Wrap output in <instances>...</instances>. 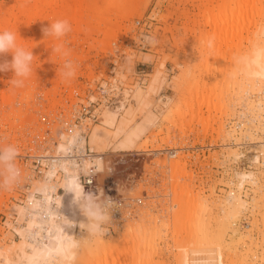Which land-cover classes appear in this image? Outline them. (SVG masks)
Returning a JSON list of instances; mask_svg holds the SVG:
<instances>
[{
	"label": "rangeland",
	"instance_id": "374dc122",
	"mask_svg": "<svg viewBox=\"0 0 264 264\" xmlns=\"http://www.w3.org/2000/svg\"><path fill=\"white\" fill-rule=\"evenodd\" d=\"M36 1L0 0V31H12L11 26L19 23L20 28L33 30L29 39L42 38L32 52L33 76L20 89L27 93L26 99L9 85L13 72H0V147L18 148L16 163L22 173L18 185L0 190V249L21 241L13 231L21 225L16 223V207L25 205L36 182L46 178V174L43 180L31 176L25 157L57 154L56 145L63 136L80 133L79 127L88 128V141L106 109L116 110L118 121L111 129L112 145H101L103 171L97 170L94 188L86 193L97 204L112 201L106 209L109 219L103 237L110 246L106 251L79 248L77 264H179L183 247L199 251L213 247V234L221 228L205 224L201 217L213 222L222 214L230 190L240 191L236 175L243 171L256 174L258 190L249 182L240 187L249 205L240 212L236 228L240 233L250 231L254 241L260 242L264 145L251 142L264 143V104L262 112L250 113L245 100L264 102V91L258 95L250 91V95L247 89L245 93L241 78L264 39L259 31H251L258 17L238 25L231 22L238 11L248 10L254 16L258 7L264 10V0H54L47 4L44 14L50 18L42 23L41 32L34 27L37 19L28 23L29 18L21 15L25 6L34 11ZM216 18L227 19L229 25L220 28L213 22ZM59 19L70 23L71 32L60 41L44 37L43 29ZM109 29L113 33L105 32ZM61 42L77 65L71 87L61 81L58 69L63 61L51 49ZM10 56L0 55V63L10 62ZM138 91L142 93L139 101ZM7 95L17 97L13 105H2ZM18 110L25 124L10 128L9 118L17 119L12 113ZM94 110L99 119L90 122L87 118ZM120 143L127 148H118ZM84 147L90 150L88 144ZM174 162L178 170L172 169ZM253 197L259 200L254 208ZM206 225L215 233L206 236ZM230 236L224 228V244L231 242ZM248 244L233 249L223 264H263L251 259L261 256L260 247L249 256Z\"/></svg>",
	"mask_w": 264,
	"mask_h": 264
},
{
	"label": "bare ground",
	"instance_id": "6f19581e",
	"mask_svg": "<svg viewBox=\"0 0 264 264\" xmlns=\"http://www.w3.org/2000/svg\"><path fill=\"white\" fill-rule=\"evenodd\" d=\"M51 1L52 3L54 2V0H45V1L41 0V3H39L40 0H38L39 5L36 1V7H35L36 9L32 12L31 10H29L30 9L29 7L27 8V6H25L22 10L21 15L29 18L28 23L32 21L35 22V20L37 19L39 21V24H36L34 27H36V30L41 32L42 23L47 21L50 18L49 16L45 15L44 12L47 7V4H49ZM74 4L76 5V1H74ZM257 10L258 12H256L255 13L256 15L254 16H252V13L249 12L248 10H246L245 12L238 11V13H236L237 16L234 13V17L232 18L231 25H234V23L235 25H238V24L243 23L246 19L250 20L251 18L258 17V21L255 22L254 29H252L251 31L260 32L261 28L264 27V10L262 9V7H258ZM71 17H72V20H75L76 18V16L73 14L71 15ZM236 17H238L237 20L235 19ZM213 22H218L220 24V28H222L223 26L229 25V22L225 18H219V19L216 18L213 20ZM18 24L19 23H16L15 25L11 26L12 31L16 33L18 45L21 46L25 44V47H27L28 50H31L33 52L34 49L39 46L38 44L42 41V38L41 40H39V38L38 39L35 38L36 34L34 33L35 37L29 39L28 35L31 29L29 30L25 28H20L19 27L20 24L19 25ZM21 26L23 27V25ZM32 29H35V28L32 27ZM31 31L33 33V30ZM107 31L110 34L113 33L112 29L106 30L105 32ZM233 31H236L237 33V32H241L242 29L240 30L233 29ZM36 33L38 34V32ZM9 58H11L10 60H12V54ZM3 73L7 74V71H3ZM31 76H33V74ZM30 77L25 81V84L29 82ZM242 80H243L242 90L245 91V93H247V91L249 90L248 93L250 91L251 93L257 92L256 95H258L259 91L261 92L264 91V46L259 51L258 56L255 57L253 60H251L248 63V65L245 67L244 73L241 78V81ZM69 85L71 87V84ZM24 88L25 87H23V89ZM20 89H18L19 93H21ZM74 90L75 89L73 87V90L71 91H74ZM16 93H14V95H16ZM23 93L21 94L25 96H22V95L21 96L23 97V99H26L25 97L27 93L26 94H23ZM251 93L249 94L251 95ZM249 94H245V95H249ZM14 95L13 96L11 95L3 96L2 105H5V106L7 105L9 106L11 104L13 105V103L16 101L15 99L17 98V97L15 98ZM136 96H137V101H139L142 98L141 97L142 93L138 91ZM262 98L264 100V96H262ZM249 100L250 99H248V101L245 100V102L250 107V108L248 107L249 110H251L250 113L252 111L255 113L256 111H259V113L262 112L260 107L262 106L261 104H264V102H261V99L256 104H254V101H249ZM72 102L74 103V101H71V104H73ZM259 113L257 112L256 117L259 116ZM14 115H16V118L18 119L19 123L17 122L18 123L17 124L16 123L17 119H14V117H11L9 119L10 120L12 119L11 120L12 122L9 121L10 126L9 125L8 126L10 128L12 127L14 128L15 125L16 127L23 126L25 124V121L22 120L21 110H18L17 114L12 113V116ZM118 115L119 114L118 112H116V110L106 109L103 112L100 125H97L92 130V132L89 135L88 141H85L83 138H81L79 136V132L77 131H73L74 134L73 132H71L72 134L68 133V136L62 135L63 138L61 139L59 144L56 145V149H57L56 152L58 155L59 164H55L51 166V170L46 173V178L44 179L45 181L36 182L38 184H36V186L34 187V191L29 192L30 194L27 196V202L25 205H18V206L16 205L17 206L15 210L16 215H17L16 223L19 222L21 223V225L20 226L18 225V227L14 228L13 231L15 230L19 234L21 241H19L18 244H16L15 246L11 248H6L4 246L5 248L3 247L0 249V264H61V257L59 253L62 250V247L64 246L66 241L69 240L70 238L79 241L82 249L84 248V249H87L88 251L91 250L93 247L94 248L97 247L98 250L100 251H106L107 249H109L110 242L108 240H104L102 238L99 241L95 239L92 241L91 237H88V234H86L87 231L86 229H84L83 225L87 223V217L84 215L80 207V203L77 202L76 199L83 200L89 197L83 185L80 182V175L82 173L89 174L91 172L92 166H95L96 168L95 170L101 171L102 169L103 171V166H102L103 162L100 159L101 158L100 153L103 152V150L101 149V145L103 143H106V147H110L112 145L110 141L111 133H112L111 129L116 127L117 121H118ZM184 126L185 125H182V127ZM250 128L255 129L253 126H251ZM250 135L252 136V134ZM128 142L131 143L132 140L129 138ZM3 144H6V141L3 140ZM85 144H88L90 148L89 151H92L95 154L94 155L92 154V156L90 157L83 156L81 157L80 161H77V159L73 157L72 153H74L76 150L79 153H81L79 154V156H82L83 148ZM256 144L264 145V143L261 142L260 140L251 142L252 146ZM118 148L124 150L125 148H127V146L124 143H120V145H118ZM263 155H264V152H263ZM237 157L238 155H235V158ZM254 160H257V156H255ZM171 167L172 169H177V170L179 169L178 164L175 162L173 163V166ZM98 171L96 173H98ZM190 175L188 176V178L190 179L191 177V179H193L192 176ZM236 176H238V178L236 179H239V182L237 181V183H239L238 189L241 192H242V188L240 187L241 186L243 187L244 182L245 183L249 182L257 189L258 179H257L256 174L253 171L239 172L238 175ZM249 183H246V184H249ZM231 187L232 185L229 188ZM240 191L235 193V191L231 192L230 190L226 198L227 199L226 204L224 205V208L221 209L222 214L219 215L218 218L214 219L213 222L212 221L210 222L206 218L201 217L205 224L214 223L215 226H220L221 229L215 233L214 231H212L213 229H211L209 225L208 226L206 225L207 227H209L207 229L208 232L206 236H210V234L215 233L213 234L216 236L215 245L213 247L207 246L208 249L203 250V251L183 247L181 250V254H180L179 264H223L224 259H227L228 257L233 255V251L235 250V248H238V246H244L245 243L247 242L249 243L247 246L248 248L246 250L247 254L249 256L252 255L253 248L257 249L259 246L260 247L259 249H261L262 252L260 253L261 256H258V255L257 256L260 257V259L256 255H252L251 259H253V261H261L264 264V235L261 237L262 238L261 241L258 242L259 240L254 241L253 236H251L250 234V231L247 233H240L241 231H239V229L236 228L237 227L236 225H238L236 223H237L238 217H240L239 216L240 212H242L243 209L245 210V207L248 204L246 200H244L241 197ZM256 200L257 199H255V197L251 199L252 204H254V205L251 204L252 208H254L253 206H256L255 204H258L259 200L258 201ZM248 227L250 226L248 225ZM224 228L226 230H229L232 235L230 236L231 242L229 244H224V237H223ZM256 228L258 227L256 226ZM206 236H205V239L207 241L208 237ZM87 242H91V243L84 244ZM206 243L208 245L211 244L209 242H206ZM85 245L90 246L91 248L86 247ZM10 252L11 253L14 252L13 253V255L15 254L14 259L11 258L12 256ZM253 253H257V252L253 251ZM76 261H75L76 264L79 263L78 262L79 258ZM119 264H121V262H119Z\"/></svg>",
	"mask_w": 264,
	"mask_h": 264
},
{
	"label": "clouds",
	"instance_id": "9594fccd",
	"mask_svg": "<svg viewBox=\"0 0 264 264\" xmlns=\"http://www.w3.org/2000/svg\"><path fill=\"white\" fill-rule=\"evenodd\" d=\"M72 28L67 20H56L49 27L43 29L44 37H51L60 41ZM259 36L264 37V27L261 28ZM52 53L57 54L63 61L59 66V75L63 83H71L76 77L77 65L69 57V51L64 43H57L52 48ZM11 53L10 62L0 63V72L11 70L13 77L9 81L12 89H20L25 86V81L33 74V60L35 56L31 50H26L18 45L16 33L11 30L0 31V55ZM190 74V71H189ZM19 150L14 145L0 147V190H11L21 181V169L17 165ZM87 217V223L83 225L88 237L99 241L106 234L104 225L109 219L107 206L112 201L109 199L106 205L97 204L91 197L76 199ZM81 247L80 242L75 239L66 241L59 255L61 264H75L77 252Z\"/></svg>",
	"mask_w": 264,
	"mask_h": 264
},
{
	"label": "built area",
	"instance_id": "2783aa9c",
	"mask_svg": "<svg viewBox=\"0 0 264 264\" xmlns=\"http://www.w3.org/2000/svg\"><path fill=\"white\" fill-rule=\"evenodd\" d=\"M87 119L90 122H96L99 119L98 111L95 112V110H94L90 114V117ZM74 127L78 128L77 126H74ZM71 128L72 127L70 126L69 129H71ZM79 129H80L79 136L85 140L88 128L84 129L83 131H82L81 127H79ZM69 132H71V131L69 130ZM87 152H86V147H84L82 156H79V154H81V153H79L76 150L72 154H73V157H75L77 159V161H80L81 157H83V156L84 157L92 156L90 151H87ZM45 153H47V152H45ZM170 153H173V152H170ZM25 159H26V161L30 162L29 168H30V171L32 173L30 175L31 176L33 175L34 178L37 177L41 180H43V178H45V174L51 170L52 165L59 164L57 154H55V155L50 154V153H47V154H29L25 157ZM95 169H96L95 167H91V172L89 174L80 175V182L83 185L86 192H88L89 190L94 188V182H95L94 178H95V174L97 171Z\"/></svg>",
	"mask_w": 264,
	"mask_h": 264
}]
</instances>
